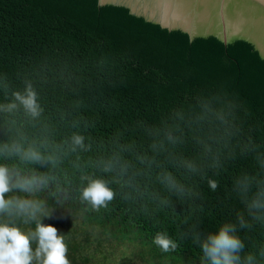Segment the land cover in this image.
<instances>
[{"label":"trees","instance_id":"trees-1","mask_svg":"<svg viewBox=\"0 0 264 264\" xmlns=\"http://www.w3.org/2000/svg\"><path fill=\"white\" fill-rule=\"evenodd\" d=\"M27 84L37 92L43 112L36 121H31L22 108L11 115L0 113V141L26 138L32 143L47 138L50 146L60 145L66 150L64 141L78 132L92 146L87 152L62 155L63 162L54 170L66 193L65 201L57 202L47 192L38 194L52 210L51 218L43 222L66 236L72 264H113L104 255L97 259L87 253L88 243L96 240L91 226L85 225L92 219L103 225L116 222L122 229L137 230L149 244L155 233L167 231L179 245L168 254L200 264L202 253L192 241V225L206 237L217 232L224 222H235L236 212L243 205L229 198L228 192L233 173L241 168L253 171L250 158L230 165L228 172L219 177L216 192L201 181L202 198L195 203L204 210L186 224L182 222L191 211L189 204H182L176 197L173 203L179 216L171 209H158L151 201L145 210V201H125L119 195L107 209L89 211L78 200L81 171L75 165L79 163L83 171L93 172L90 162L111 154L117 140L144 143L143 125L158 124L174 109L198 111V101L205 98L214 107L233 105L232 111L242 119L246 132H252L259 140L264 135V107L253 111L249 101L226 102L36 0H0V104L12 102V94L23 92ZM7 121H14L11 134L7 133ZM186 154H192L191 144ZM183 233L187 235L182 236ZM239 235L243 237L245 232L241 230ZM153 249L158 250L154 245Z\"/></svg>","mask_w":264,"mask_h":264},{"label":"clouds","instance_id":"clouds-1","mask_svg":"<svg viewBox=\"0 0 264 264\" xmlns=\"http://www.w3.org/2000/svg\"><path fill=\"white\" fill-rule=\"evenodd\" d=\"M12 95V102L0 104V113L11 115L22 108L31 121L40 118L43 109L31 84ZM232 108L230 103L214 107L210 100L200 99L198 111L174 109L158 124L143 125L144 143L117 140L111 154L90 162L93 172L83 171L77 163L81 171L79 203L99 212L119 195L125 201H145V210L151 201L158 209H171L178 215L173 203L176 197L189 204L191 211L182 222L186 224L204 210L195 203L202 198L201 181L216 192L219 177L229 166L250 158L253 171L241 168L233 173L228 192L229 198L243 205L235 222H224L206 237L193 224L191 238L201 250L200 264H264V135L258 140L246 132ZM6 124L11 134L14 121ZM15 131L19 136V130ZM85 141L78 132L64 141L66 150L50 146L47 138L32 143L26 138L0 141V264H72L66 236L43 222L51 218L52 210L38 194L47 192L57 202L66 200L59 177L53 173L63 162L62 155L90 151L92 146ZM189 144L191 155L186 154ZM37 168L49 171L37 172ZM255 232L259 235H251ZM152 244L161 253H174L179 246L167 231L155 233Z\"/></svg>","mask_w":264,"mask_h":264},{"label":"water","instance_id":"water-1","mask_svg":"<svg viewBox=\"0 0 264 264\" xmlns=\"http://www.w3.org/2000/svg\"><path fill=\"white\" fill-rule=\"evenodd\" d=\"M226 101L264 107V0H36Z\"/></svg>","mask_w":264,"mask_h":264},{"label":"rangeland","instance_id":"rangeland-1","mask_svg":"<svg viewBox=\"0 0 264 264\" xmlns=\"http://www.w3.org/2000/svg\"><path fill=\"white\" fill-rule=\"evenodd\" d=\"M85 225L91 226L96 237V240L88 243L87 253L93 254L97 259L104 255L108 263L118 264L126 261L127 264H195L184 258L177 259L168 253L154 250L152 244L145 243L140 238L137 230L122 229L116 222L103 225L102 221L92 219Z\"/></svg>","mask_w":264,"mask_h":264}]
</instances>
